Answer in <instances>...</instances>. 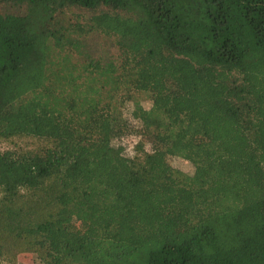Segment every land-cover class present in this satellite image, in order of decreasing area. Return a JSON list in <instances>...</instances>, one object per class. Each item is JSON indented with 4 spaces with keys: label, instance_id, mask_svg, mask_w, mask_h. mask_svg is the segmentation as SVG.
I'll use <instances>...</instances> for the list:
<instances>
[{
    "label": "trees",
    "instance_id": "trees-1",
    "mask_svg": "<svg viewBox=\"0 0 264 264\" xmlns=\"http://www.w3.org/2000/svg\"><path fill=\"white\" fill-rule=\"evenodd\" d=\"M16 136L42 144L0 151V262L264 264V0H0Z\"/></svg>",
    "mask_w": 264,
    "mask_h": 264
},
{
    "label": "rangeland",
    "instance_id": "rangeland-1",
    "mask_svg": "<svg viewBox=\"0 0 264 264\" xmlns=\"http://www.w3.org/2000/svg\"><path fill=\"white\" fill-rule=\"evenodd\" d=\"M93 41L96 43V50L104 55L115 56L116 50L113 41L109 38H103L99 36H94ZM136 99L144 106L149 105L148 100L143 94H136ZM130 102H127L123 108L124 116L127 115V109L129 108ZM138 137L133 134L125 135L123 141L129 151H132L137 145H139ZM42 144V141L36 138L28 136H16L8 139H0V151L6 149H19V150H30L38 147ZM147 148V144H145ZM168 162L174 168L180 169L183 172L189 173L192 169L190 161L184 156H169ZM0 264H38L33 256L30 255H18L15 257L4 259Z\"/></svg>",
    "mask_w": 264,
    "mask_h": 264
}]
</instances>
